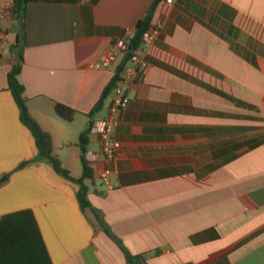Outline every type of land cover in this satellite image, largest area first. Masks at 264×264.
I'll use <instances>...</instances> for the list:
<instances>
[{"label":"crops","instance_id":"obj_1","mask_svg":"<svg viewBox=\"0 0 264 264\" xmlns=\"http://www.w3.org/2000/svg\"><path fill=\"white\" fill-rule=\"evenodd\" d=\"M153 2L27 5L20 73L27 107L74 178L82 175L79 134L106 115L113 91L90 112L122 56L109 66L102 58ZM150 26L158 32L137 49L145 64L118 115L115 158L105 161L89 135L85 155L97 158L85 180L91 208L81 209L78 185L35 159L20 121L7 84L17 27L3 11L0 216L32 210L52 264H128L92 208L149 264H264V0H158ZM55 102L75 110L71 121L56 114Z\"/></svg>","mask_w":264,"mask_h":264},{"label":"trees","instance_id":"obj_2","mask_svg":"<svg viewBox=\"0 0 264 264\" xmlns=\"http://www.w3.org/2000/svg\"><path fill=\"white\" fill-rule=\"evenodd\" d=\"M81 0H12L9 12L13 15L15 25L17 27V41L20 40L19 35V21H22L24 28V17L26 8L30 2H52V3H77ZM97 0H89L94 3ZM155 0L145 14L137 20L134 26V35L131 38V43L127 51L122 55L121 60L115 67L114 75L111 81L103 89L99 100L95 103L90 114L98 110L104 98L113 90L116 81L120 77L124 65L128 62L129 56L137 50L142 43V36L146 29L150 26L152 10ZM15 44V45H16ZM12 53V52H11ZM20 60L14 61L7 72L8 89L11 92L13 99L19 110V118L31 132L34 138L36 147V157L38 160H45L51 164L53 169L65 179L78 185L76 198L81 209L90 207V202L87 198L88 186L85 180H92L93 169L90 162L86 159V145L89 142L91 122L84 129L78 137V147L80 148V161L82 164V175L74 178L70 175L69 171L61 165L59 158L53 153L52 139L49 132L42 129L38 122L31 116L27 107L28 97L25 93V88L20 80V73L23 63L22 49L19 52ZM54 110L61 118L71 121L75 110L67 107L64 104L55 102ZM29 161H22L17 168H21L28 164ZM95 219L102 230L117 244L125 256L128 264H149L144 254H131L123 245L121 239L117 237L107 226L105 221L94 210ZM0 264H52L49 252L43 240L38 222L35 215L30 209H20L0 216Z\"/></svg>","mask_w":264,"mask_h":264},{"label":"built area","instance_id":"obj_3","mask_svg":"<svg viewBox=\"0 0 264 264\" xmlns=\"http://www.w3.org/2000/svg\"><path fill=\"white\" fill-rule=\"evenodd\" d=\"M12 0H5V7L0 9V16L3 11H9ZM165 3L171 4L174 0H164ZM158 30L149 26L143 33L142 42H152ZM134 35V30L127 31L120 40L113 44L106 55L102 58L101 64L103 66H109L117 60L119 56H122L125 51L128 50L131 43V38ZM143 60L139 57L137 50L132 52L129 56L128 62L124 65L119 79L116 81L113 88V96L105 116L93 120L90 126V134L97 137L98 148L101 156L105 161L112 160L116 155V144L114 138L115 127L118 123L119 113L125 109L130 101L128 96V84L132 80L136 71L144 66ZM97 158L95 153H89L86 159L89 162L95 161ZM110 169L104 168L101 172L100 179L104 183L109 181Z\"/></svg>","mask_w":264,"mask_h":264},{"label":"water","instance_id":"obj_4","mask_svg":"<svg viewBox=\"0 0 264 264\" xmlns=\"http://www.w3.org/2000/svg\"><path fill=\"white\" fill-rule=\"evenodd\" d=\"M19 35H20V40L19 42L12 48V53L14 56V61L18 62L20 60V50L22 49L25 39L23 36V27H22V21L20 20L19 22Z\"/></svg>","mask_w":264,"mask_h":264}]
</instances>
